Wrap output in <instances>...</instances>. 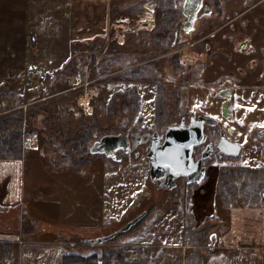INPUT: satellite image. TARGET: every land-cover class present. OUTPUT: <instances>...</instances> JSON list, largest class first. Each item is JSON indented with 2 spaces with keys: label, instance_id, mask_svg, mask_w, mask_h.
I'll return each mask as SVG.
<instances>
[{
  "label": "rangeland",
  "instance_id": "obj_1",
  "mask_svg": "<svg viewBox=\"0 0 264 264\" xmlns=\"http://www.w3.org/2000/svg\"><path fill=\"white\" fill-rule=\"evenodd\" d=\"M257 1L217 0L218 4L211 5L212 9L195 21L194 30L189 33L179 29L182 19L179 15L171 31L172 39L163 47L160 36L152 34V28L147 29L141 21L146 14L152 17L153 26L161 19L158 0H108L109 22L101 36L79 37L71 49L65 21L69 17L63 15L68 0H53L57 5L44 12L43 6V10L35 11L29 6L33 0L21 4L17 11L12 10L10 0L1 1L0 38L8 48L18 44L20 57L18 63L10 61L3 66V76L11 70L19 75L10 80L18 99L5 92L6 87L0 89V120L10 116L23 119L25 158L22 160L27 196L16 208L0 205V241L17 236L54 238L75 242V249L95 250L100 255V264L110 260L143 264L140 262L148 259L160 242L174 247L184 258L205 253L209 251L210 236L221 235L219 222L214 231L204 234L212 225L207 218H212L211 215L224 218L226 209L235 205L264 206V187L256 199L241 192L246 174H256L264 182V137L258 134L264 129V29L249 26L254 24L251 10L233 21L231 27L217 31L214 38L200 39ZM24 6L29 9L28 14ZM259 7L262 11L253 20H259L262 25L264 3ZM242 19L249 31L240 25ZM29 26H35L36 30L39 45L36 54L25 47L35 36L28 31ZM228 39L245 41L249 46L252 45L249 40L253 41L256 53L246 55L255 60V69L246 65L245 74L233 78L235 101L228 108L229 119H226L220 114L223 99L217 97V88L206 85L221 82L220 87L228 86L232 80L224 79L226 69L233 68L236 73L237 60L230 62L225 52L212 53L209 59L204 53L195 52L207 43L231 51L227 47ZM195 40L196 45L189 46ZM69 52L70 63L55 69L52 65ZM49 66L52 71L48 77L27 72L39 73ZM260 68L263 73L259 77ZM157 84L163 85L161 126L155 123ZM135 93L139 97L138 113L130 106ZM83 100H87L88 107L82 105ZM198 114L212 117L223 130L225 126L230 128L242 145L237 158L214 155L207 163L205 179L199 184L188 185L178 179L173 190L156 188L149 178L145 147L127 155L119 152L120 162L89 152L93 143L105 135L127 137L132 131L141 135L162 133L181 117L188 119ZM87 127L91 130V142L86 152L80 153L81 144L75 140ZM12 132L14 129H9L8 134ZM223 173L237 192L228 208L223 206L218 184ZM187 198L190 199L188 211L191 213V207L195 206L197 213L192 227L182 210ZM207 205L212 213L204 210ZM143 212L144 220L128 232L117 233L103 244H94ZM199 239L200 244L194 245ZM151 264L162 263L154 260Z\"/></svg>",
  "mask_w": 264,
  "mask_h": 264
},
{
  "label": "crops",
  "instance_id": "obj_2",
  "mask_svg": "<svg viewBox=\"0 0 264 264\" xmlns=\"http://www.w3.org/2000/svg\"><path fill=\"white\" fill-rule=\"evenodd\" d=\"M7 2V0H0V2ZM12 4V10L17 11L21 4H28V0H10ZM34 2L29 4L35 11L37 8H45L44 11L55 7L57 4H53V0H33ZM264 3V0H258L255 4L246 10L228 18L223 24L230 25L233 21L243 18L244 15L252 11V20L259 14L260 5ZM25 13L28 14L29 9L25 8ZM259 7V8H258ZM63 15L69 17L65 19L67 27L70 31L69 49L74 42H77V38H89L97 39L101 36V32H104L105 26L109 22V5L108 0H68L67 6L64 8ZM257 13V14H256ZM0 14H2L0 12ZM251 20L249 26L257 25L259 28L264 29V22L261 23L256 20ZM242 27L245 26V30L249 31L250 27L245 23V20H241ZM144 24V23H143ZM19 23L17 21V24ZM231 26V25H230ZM154 27V26H153ZM152 27V29H153ZM248 28V29H247ZM29 29L35 33V26ZM151 29V30H152ZM264 31V30H262ZM33 41L26 42L27 51L30 49L32 54H36L38 51V39L35 36L32 37ZM80 38V39H81ZM88 39V40H89ZM230 42V40L228 39ZM253 45V41H250ZM231 46V45H230ZM71 52V50H70ZM70 52L62 60L52 66L57 69L58 67L64 68L72 59ZM20 57L18 51V44H12L11 47L4 45V41L0 38V89L17 97V92L11 85L10 80L18 78L19 75L12 74L13 70L7 72L3 76V66L5 62L18 63ZM56 65V66H55ZM244 66V65H243ZM51 66L46 70L39 73L28 70L33 75L48 77L51 74ZM25 72L24 75L27 73ZM203 72H205L203 70ZM50 76V75H49ZM6 82V83H5ZM3 93V91H2ZM18 99V98H17ZM16 99V100H17ZM25 158V157H24ZM24 160V159H23ZM23 160H9L0 158V205H9L11 207H18L27 196L24 183V161ZM191 213L194 217L197 215L195 206L191 207ZM204 210L211 212V209L204 206ZM226 215L224 218L211 215L215 218L220 225L221 235L216 237L214 248H209V251L205 253H197L202 259V264H264V206H251V205H235L230 209H226ZM209 216V215H208ZM223 226V227H222ZM213 235V234H212ZM211 235V236H212ZM210 236V237H211ZM162 241V239H160ZM77 245L75 242H65L61 240L49 239L46 237L41 238H28V237H14L11 240L0 241V264H63V258L65 256H81L91 257L96 256L98 263L100 264V255L92 250L91 252L83 251V249H75ZM149 257V260L145 264H151L154 260L162 264H185V258L174 249L164 243H159L154 246ZM136 258V257H134ZM110 264H118L112 261Z\"/></svg>",
  "mask_w": 264,
  "mask_h": 264
},
{
  "label": "water",
  "instance_id": "obj_3",
  "mask_svg": "<svg viewBox=\"0 0 264 264\" xmlns=\"http://www.w3.org/2000/svg\"><path fill=\"white\" fill-rule=\"evenodd\" d=\"M201 1H183L182 13L186 16V21L183 24L185 30L190 28ZM224 92L226 93L220 96L229 98V91ZM227 105L225 103L223 106V116L229 119ZM205 125L215 126L216 122L211 117H192L187 125L181 121L167 126L162 134L157 131L147 134L149 144L146 158L150 163L149 178L158 189H175L177 187L176 181L179 178H186L188 185L201 183L205 179L207 170L203 162L209 159L215 151L227 157L237 158L240 156L242 152L241 144L227 139L222 134L216 147L213 143L206 144L201 157L194 161V149L205 144L206 141ZM236 139L237 137H235ZM89 152L91 155H104L106 158L120 162L122 155L119 152L124 155L129 154L130 145L128 139L122 134H108L94 142ZM145 216V212L141 213L117 232L97 239L94 244H103L112 240L117 233L128 232ZM215 239L216 237L213 234L210 237V248H214Z\"/></svg>",
  "mask_w": 264,
  "mask_h": 264
},
{
  "label": "trees",
  "instance_id": "obj_4",
  "mask_svg": "<svg viewBox=\"0 0 264 264\" xmlns=\"http://www.w3.org/2000/svg\"><path fill=\"white\" fill-rule=\"evenodd\" d=\"M215 6L218 4L217 0H211ZM182 0H158L159 12L161 13V19L157 21L154 28L150 31L152 34H157L160 36L159 43L166 47L167 43L172 39L171 31L173 29V25L176 22L177 18L180 15V5ZM177 62V61H176ZM70 63V62H69ZM68 63V64H69ZM67 64V65H68ZM179 66V65H177ZM135 81H139L135 80ZM163 85L157 84V98L154 103V112L157 114L155 118V123L161 126V122H163L164 117V99L162 96ZM12 97V96H11ZM132 108L135 113H138L140 110L139 105V97L135 93L131 99ZM159 120V122H158ZM23 119L21 117H13L10 116L4 120H0V158L9 159V160H22L24 159L25 150L23 147ZM90 127L85 128L86 130L80 134V136L75 140L81 144L82 150L80 153L86 152L89 143L91 142V130ZM9 129H14V132L8 134ZM261 177V176H260ZM230 179V178H229ZM227 179L225 173L221 174L218 180L220 192L222 193L223 206L228 208L231 204V197L236 195L235 187L233 186V182L230 183V180ZM242 185V193H245L247 196L253 197L254 199L258 198L260 191L264 187V182L261 181L256 174L248 175L244 179ZM182 204V210L184 212V218L189 222V225L192 227L195 224L194 215L190 213L189 204L190 199H185ZM144 220V218L142 219ZM141 220V221H142ZM208 222H211L212 225L206 228L205 233L214 231V226L217 224V220L214 218H207ZM139 224V223H138ZM137 224V225H138ZM200 240H196L194 245H199ZM82 246V245H80ZM153 253V252H152ZM151 255V253H150ZM149 255V257H150ZM145 259L140 263H147L149 260ZM112 258V257H111ZM134 260L133 262H135ZM140 261V260H139ZM111 260L108 263L110 264ZM176 263V262H175ZM174 263V264H175ZM185 264H202V260L198 255H192L190 257L185 258ZM63 264H98L97 257L91 256L88 258H83L79 256H65L63 258ZM118 264H136V263H119Z\"/></svg>",
  "mask_w": 264,
  "mask_h": 264
},
{
  "label": "flooded vegetation",
  "instance_id": "obj_5",
  "mask_svg": "<svg viewBox=\"0 0 264 264\" xmlns=\"http://www.w3.org/2000/svg\"><path fill=\"white\" fill-rule=\"evenodd\" d=\"M183 1L184 0H182V3L180 5V9H179L180 16L182 17L181 21H179V29H182L184 31V33H189L191 30H194L193 27H194L195 21L200 19V17H202L205 13H207V11L209 12V10L212 9L211 5H213V7H215V4L211 0H202L201 1V5H200L199 9L197 10V12L195 14V17H194V19L192 21V24H191L190 28L188 30H185L184 27H183V24L186 21V16L182 13ZM216 15L222 16L221 13H219V12L218 13L216 12ZM226 26H229V25L228 24H222V25L216 27L213 31H211L209 33H206L200 39L207 40L209 37L214 38L215 34L217 33V31H219L220 29H222L223 27H226ZM231 29H233V28H231ZM236 41H230L229 44H231V46L229 44L227 45V47L231 48L230 49L231 51H229V50L225 51V50H223L222 46H216V45L212 46V45L207 43V44L204 45V47L198 48L199 49L198 52H195L196 54L204 53L205 57L208 58V59L210 58L209 55L212 54V53H223V52H225L224 55L226 56V59L228 58L227 60H229L230 62H233L234 59L237 60V63L234 65L235 69H236V71H235L236 73H234V71L232 70L233 68H229L228 67L226 69L224 79L225 80H230V79L232 80V81H230V84L228 86H223V87L221 86L220 87L219 85L221 84V82L217 83V84L206 85V87H210L212 89H216L217 88V91H216L217 97L220 98V99H223V101H222V103L220 105V114H221L222 117H224L223 116V106H224V104L227 103L228 104L227 106L229 108L230 106H232L233 102L235 101L233 99H234V96H235V93H236L235 87H234V85L236 84V81L233 78H237L238 76L244 75L245 72H246L245 71L246 70L245 69L246 65H248V68H250V69H253L255 67V60L253 58L251 59L250 57L246 56V55L251 54V53H254V54L256 53V51L254 50L252 45L249 46V43H246L245 41H240V40L238 42H236ZM197 42L195 40L194 42L190 43L189 46H194V45H196ZM235 43H238V45L234 47ZM229 54L232 55L231 58L228 56ZM192 59L196 60L195 57H193ZM177 63L179 65V61H177ZM210 64H214V62H211ZM262 73H263V68H260L258 70L257 75L260 77V75ZM226 90L229 91V95H230L229 98L221 97L220 95L225 94L226 92H224V91H226ZM199 116L210 117V116H205V115H201V114H198L196 116L191 115V116L188 117V119L185 118V117H181L179 122L183 121L187 125V124H189L190 119L192 117L197 118ZM214 121H215V119H214ZM179 122H172V124L179 123ZM215 122H216L215 126H206L205 125L204 133L206 135V141H205V144H203V145H201V146H199V147L194 149V152H193L194 161H197L201 157L202 151L205 148L206 144L213 143L214 147H216V145L219 142L222 134H223L222 136L226 137L227 139H229L231 141H234V142H237V143L240 144L239 136L234 134V131H232L227 126H225L224 130H223L221 125H220V123L217 122V121H215ZM157 132L159 133V131H157ZM263 132H264V129H261L258 132V134L261 137H264V133ZM162 133H160V134H162ZM147 134H152V133H145V134H142V135L140 133H138L137 131H132L131 133L130 132L128 133L126 138L129 141L130 153H133L138 147H145L146 148V153H147V147H148V144H149V140L147 138ZM235 137H237L236 140H235ZM146 153H145V157H146ZM214 155L218 156L219 158H222V157L228 158L227 156H224V155L220 154L219 152L215 151L209 159H207V160H205L203 162V165L205 167H207V163L209 161H211V159L213 158ZM179 179H183L187 183V179L186 178H179Z\"/></svg>",
  "mask_w": 264,
  "mask_h": 264
},
{
  "label": "bare ground",
  "instance_id": "obj_6",
  "mask_svg": "<svg viewBox=\"0 0 264 264\" xmlns=\"http://www.w3.org/2000/svg\"><path fill=\"white\" fill-rule=\"evenodd\" d=\"M144 14H146V13H144ZM135 20H136V19H135ZM141 21H142V23L146 24V28H147V29L152 28L153 25H154V22H153L152 17L149 16V15H147V14L142 18ZM82 105H83L84 107H88L87 100H83V101H82ZM86 110H87V109H86ZM87 111H88V110H87Z\"/></svg>",
  "mask_w": 264,
  "mask_h": 264
}]
</instances>
